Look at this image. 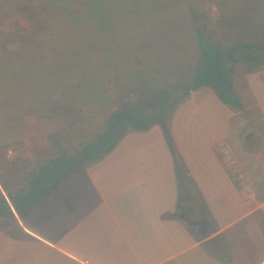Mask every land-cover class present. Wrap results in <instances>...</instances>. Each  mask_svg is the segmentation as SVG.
<instances>
[{"label":"crops","instance_id":"0c3cea01","mask_svg":"<svg viewBox=\"0 0 264 264\" xmlns=\"http://www.w3.org/2000/svg\"><path fill=\"white\" fill-rule=\"evenodd\" d=\"M60 39L64 43L55 45L60 52H54V63L46 59L42 64L48 69L45 75L57 76L64 84L67 80L64 87L59 86L58 104L72 109L78 106L82 82L73 78L78 84H69V73L82 55L68 52L65 55L76 58L67 59L62 49L67 41L62 36ZM242 87L241 92L235 82L237 92L244 94L242 109L248 114L239 125L233 122L232 109L211 95V89L199 91L202 96L196 100V93H192L169 121L179 162L197 185L192 192L207 204L213 217L206 218L214 224L210 232L196 235L184 221L165 218L176 216L180 192L175 159L160 126L146 133L126 132L110 155L77 172L86 184L80 192L72 188L70 194L66 187V207L72 219L66 234L56 242L25 230L78 264H264V65L246 72ZM47 99L43 95L38 101L34 98L28 102L29 116L24 118V125L30 128L36 121L32 114L49 112L53 103H47ZM204 113L217 115V120L205 122ZM70 120L74 121L72 117ZM28 130L23 132V146L15 157L28 169H19L21 184L17 182L14 187L8 181L6 191L1 187L5 197L6 192L26 191L31 174L58 157L49 138L55 129L33 139L26 134ZM92 136L74 139L72 148L77 149ZM78 139L82 143L78 144ZM39 149L44 154L36 153ZM33 204L28 217L30 212L36 213ZM14 215L18 216L15 211Z\"/></svg>","mask_w":264,"mask_h":264},{"label":"rangeland","instance_id":"374dc122","mask_svg":"<svg viewBox=\"0 0 264 264\" xmlns=\"http://www.w3.org/2000/svg\"><path fill=\"white\" fill-rule=\"evenodd\" d=\"M17 1L19 4L0 6V44L9 52L17 49L15 53H21L24 58L19 59L20 70H25L23 59H33L44 71H39L33 78L31 92L28 91L30 87L25 85L24 89L17 90L15 104L5 102V97H14L12 88L1 90L3 99H0V190L2 187L5 191L8 181L16 187L17 182L20 183L17 177H22L20 171L28 169V165L19 164L15 158L16 152L23 146L25 129H29L26 134L32 135V139L55 129L49 138L53 141L54 156H59L75 150L72 148L74 139L100 132L113 108L126 102L140 104L141 100L165 86L178 87L177 93L183 94L188 80L199 68L196 40L198 27L220 48L264 44V0H122L127 8L120 9L119 15L114 19L105 11L107 9H103L106 17L100 26L82 24L84 21L81 23V19L80 22L74 21L84 13L80 1L77 2L80 7L68 13L40 5L43 0ZM91 1L114 6L118 0ZM65 26L70 28L65 29ZM60 36L67 41L62 45L65 52L63 55L67 59L76 58L72 54L65 55L68 52H75L77 56L80 52L82 55L81 58H76L80 62H76L77 66L69 73V76L72 75L69 84H78L73 78L82 82L79 84L81 89L78 106L72 109L58 104L57 93L61 91L59 86L64 87L67 80L64 84L57 76L45 75L48 69L42 64L46 59L51 60L50 64L54 63V52H60L55 49V45L57 42H63ZM254 53L241 50L239 56L253 57ZM249 62L235 66L234 78L241 92L246 72L257 69V65ZM208 90L209 88H204L192 92L196 93L195 100L202 96L199 91L209 92ZM48 92L50 95H47ZM192 93L178 105L170 115L169 121L179 107L189 100ZM210 93L215 96L214 92ZM28 94L31 95L27 96ZM43 95L49 97L47 103H53V106H49L48 113L32 114L36 121L28 128L27 124L24 125V118L29 116L26 114L28 102L34 98L38 101ZM243 95L239 94L241 100ZM193 104L191 101V108ZM147 106L153 107L151 102ZM232 111L235 124L239 125L247 120L248 114L244 109ZM202 118L211 124V120H217V115L210 117L204 113ZM82 132L85 135H82ZM170 134L175 144L171 130ZM78 140V144L82 143L81 139ZM221 149L223 150V147ZM43 151L39 149L36 153L44 154ZM175 153L179 154L177 147ZM223 153L229 157L225 150ZM85 184L86 180L82 174L75 173L59 182L51 195L33 204L36 206L35 215L30 212L29 217L25 215V218L1 217L0 264H78L45 242L31 237L25 228L47 241L56 242L61 235L66 234L68 221L72 219V212L66 207V187L70 194L72 188L80 192L81 186ZM194 196L195 202H180L175 215L182 218L191 232L196 235L203 232L206 234L214 229L210 220L202 214L200 219H191L186 215V207L199 208L202 203L198 194ZM77 200L79 202L80 199Z\"/></svg>","mask_w":264,"mask_h":264},{"label":"trees","instance_id":"16d2710c","mask_svg":"<svg viewBox=\"0 0 264 264\" xmlns=\"http://www.w3.org/2000/svg\"><path fill=\"white\" fill-rule=\"evenodd\" d=\"M79 1L82 4L84 13L82 17L80 16L74 21L80 22L81 19V23L84 21L82 24L88 23L93 26L101 25L102 20L106 17L105 11H108L111 18L113 17L114 19L119 15L120 9L127 8L122 0L120 2L118 0L116 2L117 5L114 6L96 4L91 0H43L40 5L43 4V6L45 5L61 13H68L80 7L77 3ZM9 4L11 6L12 4H19V2L17 0L0 1V6L2 7ZM122 5L124 6L122 7ZM103 9L107 10L103 11ZM94 13H98L100 16ZM113 19L111 20L113 21ZM196 40L200 61L199 68L195 75L188 80L183 94L179 95L177 93L178 87L165 86L147 96L146 99L141 100L140 104L139 102L137 104L126 102L116 107L105 119V124L101 131L93 135L88 142L83 143L73 152L60 154L57 158L42 165L37 171L32 173L27 183L26 191L6 192L7 197L0 193V218L15 217L13 210L18 216L25 218L32 204L51 195L54 192V187L59 182L69 178L79 170L100 163L111 154L127 131L144 132L154 126L162 128L170 150L175 157L180 202H195L192 189L197 187V185L187 176L179 162L178 154L175 153L176 147L169 130L170 115L192 92L204 88L211 89L218 100L228 108L241 110L243 103L235 88V66L242 62L250 63L249 61L255 66L264 65V44L232 45L220 48L206 36L200 27L196 29ZM59 43H64V41ZM241 50L255 53L253 57L244 56L241 58L239 56ZM22 58L24 57L21 53L9 52L8 49L0 44V99H3L1 90L4 88L10 87L12 88L11 91L14 92V97H5V102L8 101L15 104L17 102L15 98L16 92L20 88L24 89V85L30 87L28 91L31 92L34 85L33 78L41 71L33 59H30V61L29 59H23L25 61V70H20L19 64L21 62L19 59ZM243 64L246 65L245 63ZM76 66L77 63L74 64L73 68ZM150 102L153 105L152 108L147 106ZM10 106L13 107V105ZM199 209L201 213L203 212L205 218H213L204 201H202ZM165 218H177L183 221L182 218L174 215H166Z\"/></svg>","mask_w":264,"mask_h":264},{"label":"flooded vegetation","instance_id":"af4514ba","mask_svg":"<svg viewBox=\"0 0 264 264\" xmlns=\"http://www.w3.org/2000/svg\"><path fill=\"white\" fill-rule=\"evenodd\" d=\"M200 213H199V209L197 208V206L195 207L193 206L191 208L186 207V215L190 217L191 219H198L200 217Z\"/></svg>","mask_w":264,"mask_h":264},{"label":"water","instance_id":"95a60500","mask_svg":"<svg viewBox=\"0 0 264 264\" xmlns=\"http://www.w3.org/2000/svg\"><path fill=\"white\" fill-rule=\"evenodd\" d=\"M12 207V206H11ZM13 212H14V210H13Z\"/></svg>","mask_w":264,"mask_h":264}]
</instances>
